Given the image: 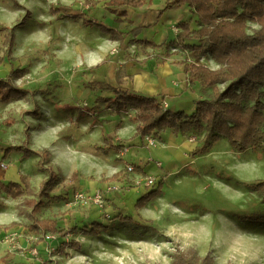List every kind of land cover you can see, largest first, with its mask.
Masks as SVG:
<instances>
[{
	"label": "rangeland",
	"instance_id": "obj_1",
	"mask_svg": "<svg viewBox=\"0 0 264 264\" xmlns=\"http://www.w3.org/2000/svg\"><path fill=\"white\" fill-rule=\"evenodd\" d=\"M89 1L97 0H0V24L9 26L14 34L11 43L7 40L14 60H3L0 65L3 77H0L7 78L11 68H25L27 71L21 77H12L26 94L8 99V108L14 109L15 116L20 113L37 117L42 113L41 116L45 117L46 113H53L46 116L47 122H63L59 134L67 141L70 133L75 139L86 134L87 125L82 121L86 115H82V109L89 110L92 118L98 117L97 105L87 99L88 90L92 88L85 87L86 84L97 81H87L91 75L86 70L85 56L96 54L98 42L100 50L107 53L91 65L90 73H93L105 65L114 68L113 60L108 58L117 53V41L114 42L105 28L117 30L120 25L117 22L121 20L107 11L102 4L105 0H99L101 2L91 9L86 5ZM74 15L81 17L73 18ZM83 17L90 21L84 23ZM249 25L251 28L257 26L254 23ZM126 27L118 31L122 33L121 38L132 34L136 28L139 29L137 35L141 31V27L132 30ZM162 27L159 24L158 28ZM171 29L176 37L179 28ZM7 34L0 29V47L3 49L8 47L7 44L3 46ZM99 35L106 37L105 44L98 40ZM152 49L155 59L161 62L171 56L178 58L181 65L184 59L193 60L181 46ZM201 59L200 62L215 66L209 56ZM118 67L122 72V66ZM118 67L116 65L114 69L116 81ZM68 112L69 117L72 113L74 115L72 124L64 122ZM14 114L5 112L1 106L0 117L5 116L10 122L0 121V128L11 126L15 122ZM109 118L117 120L119 117L113 113ZM33 119L38 128V119ZM28 125L25 123L24 129ZM41 125L44 126L43 119ZM104 128L109 131L108 127ZM198 139L199 136L194 138L195 145L181 156L182 160L176 162L178 166L164 182L160 176L163 167L158 168L160 164L157 165L155 158L152 162H145L144 169V165L129 154V148L121 157L118 152L122 148L118 151L108 148L106 145L112 139H106V143L99 146L73 140L75 147L70 162H64L60 169L63 174H75L68 180L88 174L85 178L94 188L75 189L72 185L67 188L68 180L63 181L55 173V180L50 184L51 197L44 198L39 216L56 218L59 228L88 226L97 221L106 226L105 230L96 236L68 232L66 238L53 236L46 239L44 235L49 233H35L29 229L31 222L28 209L22 206V198L13 199L0 190V264H178L184 258L198 261L204 256L207 258L205 264H264V223L244 219L264 211V201L248 187L252 181L264 180V150L237 152L226 138L220 137L209 150L193 153L200 145ZM0 148V183L19 182L20 174H25L33 189H38L40 181L47 175L44 159L36 163L33 155L24 156L29 149L27 146ZM145 150L148 149L142 148L140 153ZM37 152L42 158L41 151ZM165 158L161 156L163 165ZM126 164H132L135 171L126 173ZM110 166L116 167L115 172L121 171L118 179L105 180L113 174ZM139 173L156 178L157 182L148 188H137L130 177ZM159 179L162 180L160 195L135 210V200L141 194L157 189ZM118 215L131 216L135 222L121 220L116 217ZM11 222L12 227L3 228ZM73 240L79 243V247H71ZM63 242L66 244L62 245ZM38 245L43 248L42 252Z\"/></svg>",
	"mask_w": 264,
	"mask_h": 264
},
{
	"label": "trees",
	"instance_id": "obj_2",
	"mask_svg": "<svg viewBox=\"0 0 264 264\" xmlns=\"http://www.w3.org/2000/svg\"><path fill=\"white\" fill-rule=\"evenodd\" d=\"M151 1L105 0L102 4L109 13L117 15V19L121 20L127 12L118 9L140 7ZM99 2L101 1H89L86 5L91 9ZM183 4L188 5L193 13L194 25L191 26V19L180 21L176 25L179 28L177 36L161 45H157L151 39L137 38L138 28L131 32V40L141 49L169 45L181 46L192 56L193 60L181 61L189 84L198 82L201 87L210 89L209 96L196 102L194 111L186 113L183 110L163 109L158 98L143 96L128 90L123 91L104 82H91L85 87L111 90L112 97L100 100L111 104L117 111H125L128 106L137 109L135 120L138 123L134 134L128 140L158 135L169 128L174 135L199 136L200 145L193 153L209 150L220 137L226 138L233 150L237 152L257 148L264 150V0H166L164 9ZM79 17L81 16H73V18ZM82 19L84 23L90 21L86 17ZM249 23L257 26L251 28ZM0 29L8 33L5 40L3 39V46L7 44L8 49L5 46V49L0 47L1 65L5 58L9 61L14 60L11 46L7 43V40L11 43L14 34L6 24H0ZM107 29L113 40L123 41L122 33L113 28H105V31ZM202 56H209L217 67L211 68L200 62ZM127 58L134 57L127 56ZM143 61L144 59L139 62ZM26 72L25 68H11L7 78L0 77V100L6 101L26 94V90L17 86L12 79V77H21ZM116 73L117 81L120 82V67L117 68ZM9 122L7 119L4 120V123ZM25 139H29L28 134H25ZM104 142L106 143V140ZM124 145L122 141L116 145L110 141L106 146L118 151ZM21 147L9 146L8 148L20 149ZM6 150L9 151V149ZM40 151L43 156L41 160L44 159V165L47 166V175L40 181L38 189H33L27 175L20 174L19 182L10 181L7 185L0 183V190L5 191L13 199L22 198V206L28 209V219L31 222L29 229L35 233H49L59 238H66L68 232L93 236L100 234L106 226L97 221H93L88 226L73 225L70 228H59L56 218L39 216L44 198L51 197L50 184L56 177L49 165L50 152L46 148ZM30 155L40 156V153L27 149L24 156ZM139 170L141 171L142 168ZM121 175V171H118L105 180H116ZM73 176H75L74 173L71 177ZM158 183L160 185L157 189L141 194L135 200V210L142 208L155 196L160 195L162 180L159 179ZM248 187L264 201V180L252 181ZM116 217L135 222L131 216ZM244 219L254 223H264V211L255 212ZM12 226L13 222L3 228L8 229ZM63 244L66 243L63 242ZM71 247L77 248L79 243L73 240ZM206 260V256L199 258L198 261L196 258H184L178 264H205Z\"/></svg>",
	"mask_w": 264,
	"mask_h": 264
},
{
	"label": "crops",
	"instance_id": "obj_3",
	"mask_svg": "<svg viewBox=\"0 0 264 264\" xmlns=\"http://www.w3.org/2000/svg\"><path fill=\"white\" fill-rule=\"evenodd\" d=\"M165 2L166 0H159L158 2L152 0L150 4H145L140 7L123 8L127 11V14L125 17L121 18L120 22H117V24H120L117 25V31H121L126 25H128L126 27L128 30H132L134 27H141V31L137 35V38L151 39L159 45L175 38V33L171 28L176 27L178 22L191 19V26L194 25V15H191L190 8L187 5L172 6L164 10ZM159 24L163 25L160 29L158 28ZM171 33L173 34L172 36H170ZM97 38L98 40L101 39L102 44H105L106 37L104 35H99ZM131 39L132 35L129 33L122 42L114 40V42L117 41V53L113 57L109 56L108 58L113 60L114 68L105 65L95 69V72L90 73L91 65H95L96 61H100L101 57L107 55L105 50H100L101 48L99 46L101 44L98 42L96 54L92 55L88 53L87 56H85V65L88 68L86 70H88L89 75H91V77H87V81L106 82L112 87L119 88L123 91L128 90L143 96L155 97L160 100V104H162V102L165 104L163 107L164 109H170L172 111L183 110L186 113L193 110V104H195L196 101L209 96L210 90L201 87L198 82H194L191 85L189 84L188 76L184 72L183 65L180 64L178 58L171 56L166 58L167 60L165 62L158 61L153 56L155 52H152L153 49L151 47L141 49L138 44L131 43ZM159 53L161 54L163 52L160 51ZM127 56H133L134 58L129 59ZM142 59H144V61L139 62ZM201 61H204V59H201ZM210 61L212 60L210 59ZM206 64L212 67L207 62ZM116 65L117 67L122 66V72L119 76L120 83L115 79L114 69ZM110 68L113 69L112 72ZM0 76L3 77L2 74H0ZM87 95V99L93 102L94 105H97L98 108H96L95 111H98V117L92 118V114L89 110L86 111L82 109V115H86V119L82 121L86 123L87 126L90 125V128L86 126L84 130L86 134H81V136L79 135L76 139L74 135L70 133L69 141H67V139H61L62 136L59 134V127L64 124L63 122L60 121L56 124H49L47 122L49 119H46V116L48 117L53 113H46L45 117L41 116L42 113H39L37 117L26 116L25 114L21 115L20 113L15 116L14 109L8 108V101H1L0 107L4 106L5 112L8 111V113L14 114L13 117L15 122L5 129L0 128V147L27 146L33 151L46 148L50 152L49 165H51L53 171L57 175L59 174L61 176L63 181H67L72 173L68 172L63 174L60 167L64 162L67 164L70 162L71 154L75 147L72 143L73 140H80L82 144L83 141H85L88 146H90V144L99 146L106 139H112V143L122 141L130 146L128 147L129 154L137 159V162L144 165L142 168L145 169V162H152L154 160L153 158H155V161L160 164L158 168L163 167L160 171V176L164 182L166 177L172 174V170L178 166L176 162L179 159L182 160L181 156H185L186 151L195 145V141L193 140L194 138L196 139V136L194 134L174 135L169 128L164 129L158 135H150L139 141V138L128 140L134 134L138 123L135 120L137 109L128 106L125 111H117L111 104L102 102L100 100L101 98L113 96L111 90L104 88L89 89ZM37 99L39 104V98ZM70 108L72 109L73 107L70 106ZM113 113H117V117H119L117 120L109 118ZM73 117V113L70 117L69 112L68 114L66 113V120L64 122L72 124ZM33 118L38 119V128L35 127L36 120ZM4 119L5 116L2 118L0 117V121ZM42 119L44 126L41 125ZM21 122L23 123V127ZM25 123L29 125L24 129ZM105 126L108 127L109 131L104 128ZM98 128H100V130ZM25 133L29 135L28 140H25ZM147 138L155 139V144L147 145ZM191 138L193 139L191 140ZM109 143L110 141L108 144ZM135 145L136 147H132ZM142 148H147L148 150L140 153ZM165 153H168V156H166ZM33 156L34 161L38 163L41 157L36 155ZM161 156L166 157L165 165H163ZM116 170V167H111V173H114ZM87 175L83 174L81 175L82 178L78 179H69L67 188L72 185L75 189L79 187H89L93 189L94 187H91L90 182L85 178ZM37 248L42 252L43 248L41 245H38Z\"/></svg>",
	"mask_w": 264,
	"mask_h": 264
},
{
	"label": "built area",
	"instance_id": "obj_4",
	"mask_svg": "<svg viewBox=\"0 0 264 264\" xmlns=\"http://www.w3.org/2000/svg\"><path fill=\"white\" fill-rule=\"evenodd\" d=\"M161 105H162V107H164L165 104L162 103ZM145 137H147V136H145ZM147 140H148V143H147L148 145H154L155 144V139L147 138ZM121 148L122 149H120L118 152V155L120 157L123 156L124 153L128 150V146L124 145ZM156 163H157V165H159V162L156 161ZM1 166H5V165L1 164ZM134 171H135V167L132 164H126V166H125V172L126 173H133ZM139 172H141V171L139 170ZM140 174L141 173H139L135 176H131V177L128 175L131 178L132 184L137 188L138 187L148 188V187L153 186L157 182L156 178H152V177L146 176L144 174L143 175L142 174L140 175ZM77 196L80 197L81 195L78 194ZM44 236L46 237V239H50V237H53L49 234H45Z\"/></svg>",
	"mask_w": 264,
	"mask_h": 264
}]
</instances>
